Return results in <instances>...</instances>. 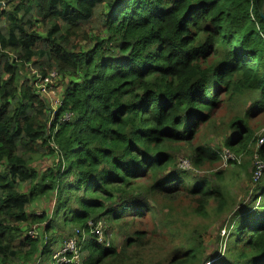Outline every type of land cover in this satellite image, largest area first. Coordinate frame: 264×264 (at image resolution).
Here are the masks:
<instances>
[{
  "label": "trees",
  "instance_id": "16d2710c",
  "mask_svg": "<svg viewBox=\"0 0 264 264\" xmlns=\"http://www.w3.org/2000/svg\"><path fill=\"white\" fill-rule=\"evenodd\" d=\"M263 7L264 0H13L0 7V264H54L53 245L78 234L82 264H128L126 249L180 237L169 264H264V169L235 202L223 171L212 179L176 166L181 145L192 148L194 166L222 161L192 144L221 96H248L250 104L230 123L224 146L264 163V144L256 148L248 121L264 112ZM29 64L38 75L24 72ZM54 71L65 81L56 110L39 86ZM49 155L52 166L40 172L35 163ZM238 164L246 163L229 162ZM47 198L52 212H37L33 206ZM183 198L192 204L183 207ZM187 207L201 218L229 219L221 224L226 252L211 253L209 226L182 233L178 217ZM147 218L154 229L136 228ZM102 220L124 237L123 251L81 240L91 221ZM32 225L37 237L24 230Z\"/></svg>",
  "mask_w": 264,
  "mask_h": 264
},
{
  "label": "rangeland",
  "instance_id": "374dc122",
  "mask_svg": "<svg viewBox=\"0 0 264 264\" xmlns=\"http://www.w3.org/2000/svg\"><path fill=\"white\" fill-rule=\"evenodd\" d=\"M39 31H46V25H41ZM90 34L91 36L94 34L97 35V32L92 30ZM31 66L32 65L29 64L28 67L25 68L24 72L27 75H38L35 74L36 71L34 72V68ZM64 87L65 81L63 82L60 77L55 80L54 87L49 89L46 93H42L41 97L49 104L51 108L56 109L58 106L56 101L61 99L62 88ZM221 99L222 101L215 109L211 121L200 128L196 139L192 143L194 147L204 146L207 148H211L213 151L221 154L226 149V147L224 146V142L230 134V123L233 119L235 120L236 118L245 117L246 112L250 107L248 96H237L233 99H229V97L227 96H221ZM248 121L253 132L255 133V136L259 139L258 144H256V148H258L260 147L259 144H261L260 139H264V112L249 117ZM190 156H192V148L189 145H181L180 152L176 161V166L178 165L179 167H182L180 159H187L190 162L191 167L195 168V170L199 174L206 177H211L212 179L214 178V174L216 171H223L225 182L227 183V185H229L228 197L230 199H234L235 202H239L240 200L245 199L246 193L249 191V189L255 186L252 185L250 178L251 174L252 176L253 174L255 175V172L253 173V169L256 168V162L259 161V158L254 154H241L242 163H246L245 167H241L240 164H238V166L225 164L223 160L217 162H207L200 166H194L191 163ZM54 158V156L49 155L48 157L38 159L35 163V166L37 169H39L40 172H44L45 169L52 166ZM180 203L183 207H186L187 205L192 204V201L183 198L180 200ZM53 206L54 201L47 198L42 202L36 203L33 207L37 212L51 213L53 210ZM180 210L188 211L185 214H183L182 211L178 217L181 221L180 226L182 233L188 234L189 231L192 230L195 226H200V223L203 225V227L209 226L207 235H210L211 239H206V244L212 246L213 249L212 252L207 251V254L208 252L215 253L217 250H221V254L223 252H226V248H228L227 234L225 233L227 227L225 225L221 226V224L223 222H227V220H229L228 218L224 221L225 218H223V216H219L213 212L211 214L212 217L201 218L200 216L195 215L190 207ZM96 223L101 224L103 232H105L106 234H104L106 239L111 242L110 246H112L113 243L114 246H118V248L121 249L124 237L117 234L116 228L112 227L108 222H105L104 220ZM135 225L136 228L140 229H154V222L150 218L143 219L138 222L136 221ZM33 229H36V231H38L39 233V229L35 225L29 226L27 227V229L26 227L24 228L25 231L28 230V234ZM66 230H70L69 233H71L74 229L71 230L70 228H67ZM85 237L88 238L90 237V235L85 234ZM69 240L71 239L67 238L64 241L60 240L53 245V259H56V251L58 249H61L63 245H65ZM179 246H182V237L176 240L168 239L165 241L162 238H159L158 244L156 246L139 249L138 251L137 249H126L125 255L127 257L128 264H169V261L173 257L172 252L177 247L179 248ZM76 249L78 253H75V258L78 263H80L81 261L82 264L86 253L83 252L80 247L76 246ZM56 260L58 262V259ZM206 262L207 261H203L201 264H207ZM48 263L49 261H47L46 264Z\"/></svg>",
  "mask_w": 264,
  "mask_h": 264
},
{
  "label": "built area",
  "instance_id": "2783aa9c",
  "mask_svg": "<svg viewBox=\"0 0 264 264\" xmlns=\"http://www.w3.org/2000/svg\"><path fill=\"white\" fill-rule=\"evenodd\" d=\"M58 78H59V74L56 71L50 73L44 79L41 78L40 85H39L41 88V92L46 93L49 89L53 88L54 82ZM56 103L59 106L61 103V100L60 99L57 100ZM54 110H56V109H54ZM70 118H71V115H66L64 119L69 120ZM260 143L261 144H259V146L263 145L264 139H260ZM220 156H221L222 160L225 162V164H229L230 161L241 163L242 156L235 154L234 152L230 151L227 148L220 154ZM180 161H181V166H182L180 168H182L183 170H191L192 169L191 164L187 159H181ZM256 164H257L256 165L257 170L255 172V178H256V180H258L260 175H261L262 170L264 169V163L261 160H259L256 162ZM89 225H90L92 230L90 232V237H88V238H92L94 240H97V242L100 245H103L105 247H110L111 242L106 239V237H105L106 234H105V232H103V228L101 227V224L100 223H94L91 221L89 223ZM85 234H86V232H84V231L81 234L82 235L81 240L83 242L86 239H88L87 237H85ZM38 235H39V233H38V231H36V229H33L29 232V236H32V237H37ZM78 235L76 236V238H70L71 240H69L65 245H63V247L61 249H58L56 251L55 257H56V259H58V262L56 259H54L56 263L81 264V261H80V263H78L76 258H75V253H78L76 246L80 247L78 244V242H79ZM56 263H54V264H56ZM38 264H40V263H38Z\"/></svg>",
  "mask_w": 264,
  "mask_h": 264
},
{
  "label": "water",
  "instance_id": "95a60500",
  "mask_svg": "<svg viewBox=\"0 0 264 264\" xmlns=\"http://www.w3.org/2000/svg\"><path fill=\"white\" fill-rule=\"evenodd\" d=\"M11 1H13V0L1 1V2H0V7H5V6H7ZM260 15H261V17L264 19V7L261 9V11H260Z\"/></svg>",
  "mask_w": 264,
  "mask_h": 264
}]
</instances>
